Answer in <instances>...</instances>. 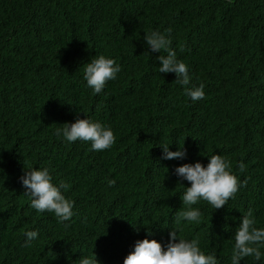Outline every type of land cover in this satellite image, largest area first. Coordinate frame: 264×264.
Instances as JSON below:
<instances>
[{"label": "trees", "instance_id": "obj_1", "mask_svg": "<svg viewBox=\"0 0 264 264\" xmlns=\"http://www.w3.org/2000/svg\"><path fill=\"white\" fill-rule=\"evenodd\" d=\"M156 30L188 66L187 87L205 85L203 100L159 72L167 53L144 39ZM99 55L121 71L94 94L84 64ZM77 118L110 126L116 142L95 151L56 135ZM165 144L186 157L163 159ZM216 154L239 191L218 210L201 200L192 206L200 222L177 226L191 185L175 168ZM34 168L69 186L70 220L31 207L20 178ZM249 209L264 228V0H0V264H79L94 253L99 264H123L137 240L166 246L172 229L231 264ZM260 251L241 264H264Z\"/></svg>", "mask_w": 264, "mask_h": 264}, {"label": "clouds", "instance_id": "obj_2", "mask_svg": "<svg viewBox=\"0 0 264 264\" xmlns=\"http://www.w3.org/2000/svg\"><path fill=\"white\" fill-rule=\"evenodd\" d=\"M231 2V0H229ZM145 43L151 53L165 52L167 55H158L160 73H175L176 82L186 86L185 93L192 101L205 98L204 87L201 83L198 87H187L190 84L188 66L177 59L176 51L170 45L171 41L160 31H151L145 34ZM121 71V66L115 59L99 55L84 64V80L94 94L100 93L109 80H115ZM64 127L56 129V135L62 136L69 143L81 140L91 142V148L95 151H104L112 147L116 137L110 126L88 118H77L74 123H64ZM163 159H183L187 155L186 149L178 147L177 151H170L169 145L161 146ZM240 172L246 170L245 164L241 161L238 165ZM175 173L183 181L191 186L185 187L182 197V204L185 209L180 211L175 223L177 226L182 221L200 222L201 212L192 207L201 200L208 202L215 210L223 208L230 199H234L241 187L238 177L232 173L230 162L221 155H212L207 166L200 162L194 164L185 163L175 168ZM26 193L30 194L31 207L38 212H50L55 215L59 222H65L73 216L74 202L67 199L62 193L68 189V185L61 182L53 183V177L47 168L30 169L25 171L21 178ZM109 185L115 183L110 180ZM244 185L247 184L245 180ZM182 184V183H181ZM256 221L249 209L246 215L242 216L241 223L234 234L235 245L231 255V264H241L246 257H254L260 261L262 253L261 246H264V228H257ZM178 229H172L169 233V241L166 246L155 239L147 238L137 240L134 250L124 259L123 264H217L215 254L205 255L201 250L198 239L187 240L178 238ZM150 234V233H149ZM27 241L37 238V231L25 233ZM79 264H99L95 253L91 257H83Z\"/></svg>", "mask_w": 264, "mask_h": 264}]
</instances>
